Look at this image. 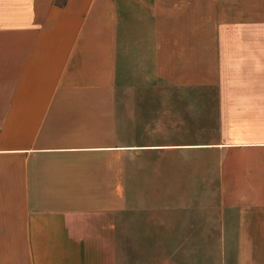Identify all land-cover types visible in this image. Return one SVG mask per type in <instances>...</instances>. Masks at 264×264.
Wrapping results in <instances>:
<instances>
[{
  "label": "crops",
  "instance_id": "obj_1",
  "mask_svg": "<svg viewBox=\"0 0 264 264\" xmlns=\"http://www.w3.org/2000/svg\"><path fill=\"white\" fill-rule=\"evenodd\" d=\"M243 25L261 27L264 82V0H0V264H126L142 218L264 264V141L200 140L203 106L125 93L131 58L221 86Z\"/></svg>",
  "mask_w": 264,
  "mask_h": 264
},
{
  "label": "rangeland",
  "instance_id": "obj_2",
  "mask_svg": "<svg viewBox=\"0 0 264 264\" xmlns=\"http://www.w3.org/2000/svg\"><path fill=\"white\" fill-rule=\"evenodd\" d=\"M217 36L228 37L224 33ZM238 36L242 46L236 56L232 54L236 52L235 50H225L222 56V69L226 79L221 86L208 84L173 88L138 74L140 69H143L144 62L139 61V66L135 67L134 59L131 58L132 72L137 70L138 73H132L130 81L126 83L128 85L125 93L129 95L127 102L134 93L137 98L143 99L144 104L148 102L185 104L195 108L203 106L206 109L203 123L206 124L207 129L200 140L215 142L237 138L264 141L261 27L240 26ZM150 37V34H144L143 39L150 41ZM145 52L149 51H141L142 54ZM222 106L226 107L227 112H220L224 109L221 108ZM141 221L143 225L136 230L134 226L128 225L126 264H236L237 262V243L172 240L180 235L170 233L166 225L157 224L158 226L155 227L150 218H142ZM179 228L172 226L171 229ZM260 252L264 256V243L260 247ZM116 264H119L118 260ZM120 264H124L122 259Z\"/></svg>",
  "mask_w": 264,
  "mask_h": 264
}]
</instances>
